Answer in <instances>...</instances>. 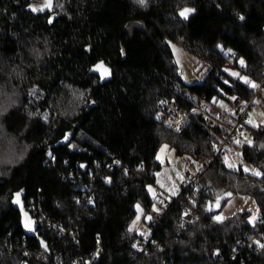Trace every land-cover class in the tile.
Listing matches in <instances>:
<instances>
[{"label": "trees", "instance_id": "obj_1", "mask_svg": "<svg viewBox=\"0 0 264 264\" xmlns=\"http://www.w3.org/2000/svg\"><path fill=\"white\" fill-rule=\"evenodd\" d=\"M40 3L0 0V110L7 109L0 115V264H57L56 257L71 264L96 244L102 253L95 264H264V251L249 247V237L264 239V176L229 170L223 160L201 172V189L188 195L189 203L181 195L160 219L141 216L138 224L150 231L145 253L131 246L141 238L136 228L128 231L135 205L150 213L155 203L146 186L157 178L162 144L195 162L211 154L216 141L196 111L209 109L217 93L212 85L249 98L250 88L224 69L263 79L264 0H148L146 7L133 0H64L50 26L49 13L28 7ZM183 7L196 11L184 20ZM170 43L208 67L200 82L182 80ZM97 61L112 70L104 84L89 74ZM161 98L191 113V121L174 131L157 110ZM36 111H48L47 122ZM248 129L253 143L238 147L241 157L264 171V124ZM49 152L55 159L46 163ZM22 189L25 210L33 207L52 224L39 236L50 250L45 260L11 204ZM236 195L260 209L255 227L245 210L213 221Z\"/></svg>", "mask_w": 264, "mask_h": 264}, {"label": "built area", "instance_id": "obj_2", "mask_svg": "<svg viewBox=\"0 0 264 264\" xmlns=\"http://www.w3.org/2000/svg\"><path fill=\"white\" fill-rule=\"evenodd\" d=\"M229 61L231 63L235 62L234 57H230ZM216 78L221 84H224L225 80H228L226 76L224 75H217ZM259 85H261L262 88H264V66H263V79L255 82ZM212 88L216 89L217 93L213 95L210 100L208 101V104L211 107H216V102H214L213 97L216 98L218 101L219 99L224 100V102L227 105V108L230 109V111L221 110L220 116L217 118H214L209 113L205 114L200 111H196L197 113H201L204 117V127L210 132V134L214 137L216 141V149L212 150L211 154L209 156H203L198 161L197 164L202 165L199 171L196 170L194 174L189 176L188 178L182 180L179 184V193L177 196H174L172 198V202H178L181 195H184L186 197L187 202L189 203V194H196L201 189V172L204 171L212 162V160L222 161V155L225 151L230 149L234 146L236 140L242 139L243 137L249 136V129L248 124L245 123V121L248 119L247 113H249L252 110H256L260 107V105L264 104V91L261 89H252L250 88V96L247 99L249 101V104L243 108V111H240V103L238 101L230 100L228 97L231 95L226 94L224 91L221 92L219 86L216 84L212 85ZM237 97V96H236ZM239 101H244V99H241L240 97ZM260 100L259 104H253L251 103L252 100ZM157 110L167 115V117L171 120L174 131H177V125L176 122L179 121V130L182 127L183 124L188 123L191 121V113H187L185 110L180 108L173 100L161 98L157 100L156 102ZM233 112L235 114H233ZM48 155V154H47ZM50 161L53 162V156H49L47 158L46 163H49ZM188 212L187 207H183L182 212V218L186 221H189L191 219L190 214L184 215L185 212ZM29 213L32 212L34 215L36 214L33 207H30ZM189 213V212H188ZM161 214L158 216H155L154 219L158 220L160 219ZM35 224H36V234L40 236L41 233H43V228H50L52 224L48 221V218L41 214L35 215ZM261 220L258 218L255 222L260 223ZM264 223V222H263ZM138 225V221L135 225V228ZM55 229V228H54ZM146 239H143V237L136 239L132 244H137L138 248H134L135 251L138 253H145V245ZM242 242H238V246H240ZM132 246V245H131ZM133 248V247H132ZM97 249H99V252L97 253ZM27 254L28 252L25 251ZM102 253V249L99 244H96L94 249L89 253L88 256L74 259L73 262L75 264H95L100 255ZM41 252L39 254L40 260H45V256L49 255ZM57 264L59 263V260L56 257ZM24 264V262L22 263Z\"/></svg>", "mask_w": 264, "mask_h": 264}, {"label": "rangeland", "instance_id": "obj_3", "mask_svg": "<svg viewBox=\"0 0 264 264\" xmlns=\"http://www.w3.org/2000/svg\"><path fill=\"white\" fill-rule=\"evenodd\" d=\"M63 2L64 0H54V11L58 15L61 14L62 12V7H59V5H62ZM170 47L173 53L174 61L182 73L181 74L182 80L187 84H193L197 82V78H195L196 77L195 70H196V65H197L198 60L192 57L191 55H189L182 48H180L179 46L173 43H170ZM32 95L33 93L31 95L29 93L28 97ZM32 99L33 98L30 99L31 103L33 102ZM35 100H38V98H36ZM218 101L224 102V100L222 99H219ZM224 104L226 103L224 102ZM208 108L209 109L205 112V114L209 113L214 118L219 117L221 114L220 111L224 110L223 108L219 106L218 103H216V107H211L208 104ZM36 113H38L39 117L45 122H47V120L49 119L48 111H43L40 113L36 111ZM249 113L252 114V120L254 123L261 124V121H264V115H261L262 113H264V104L260 105L259 109L252 110ZM45 116L47 117L46 120L43 118ZM248 125L253 127L250 124ZM239 140L241 141L240 144L235 143L233 147L225 151L222 155V158L224 157V155H227L229 158V162L235 164L236 167L233 169H229L226 166L225 167L229 170H237L238 168H240L244 173L252 175L251 172L244 171V166L246 165L249 168H255V167L242 159L240 151L238 149L240 145L246 143V140H250V137L246 136ZM162 145H167V144H162ZM161 146L156 154V161L161 165L158 171L160 173V176L156 178L154 185H151V186L155 190V201H154L155 203L154 204H157L159 208L163 209L170 202H172L171 200L174 196L178 195V194L174 196L170 195L167 189L171 187L172 184H175L179 189L180 182L188 178L189 174H194L197 170L198 164H197V161L196 162L193 161V159L188 155H183V156L176 155L174 151L168 145L165 151L161 152L160 151ZM158 154L160 156V159H157ZM177 172L180 173L183 179H180L177 177ZM158 179L160 180L161 183L165 185V187L162 188L160 184H157ZM159 201H162V203H160ZM243 210L248 211L251 216L253 213L256 212L257 206L255 203H253V199L249 197H245V196L236 195L226 202V204L222 208L219 215H222L223 217H229L232 214L239 212V211H243ZM161 213H162V210L158 215H160ZM150 214H152L153 219L155 216H158L156 213H152V210ZM136 230L139 234L140 232H143L145 230L148 231V236L150 234V231L145 222L141 223L140 225L138 224L136 227ZM141 237L147 240V237H144V236H141Z\"/></svg>", "mask_w": 264, "mask_h": 264}, {"label": "snow or ice", "instance_id": "obj_4", "mask_svg": "<svg viewBox=\"0 0 264 264\" xmlns=\"http://www.w3.org/2000/svg\"><path fill=\"white\" fill-rule=\"evenodd\" d=\"M147 2L148 0H133V3L138 5L139 7H146L147 6ZM29 9L32 11V12H41V11H44L45 9H52L53 8V0H42V3L40 4H37V5H32V4H29L28 5ZM59 7H63V5H59ZM219 7V5H218ZM196 10L194 8H191V7H183L181 8L179 11H178V15L184 19V20H187L189 18V15L191 13H194ZM237 16L240 20H244L245 17L243 15H240L239 13H237ZM48 22L49 23H52V17L49 16L48 17ZM218 48H221L222 46L221 45H217ZM228 52H231V49L228 50ZM239 64L241 66V68H244L246 67V64H245V61L243 58H240L239 59ZM93 71H96V72H99L100 74V78L101 79H104L106 76L108 75H111V71L109 68H107L103 62H98L97 64H95L93 66ZM225 72H228L229 75L235 79H237L238 81H240L241 83H243L244 85L248 86L249 88H252V89H261L262 91H264V88L261 87V85L255 83L253 80H251L248 76H244V75H241V73L239 72H236V71H233V70H230L228 68H225L224 69ZM224 84L226 85H230V81L229 80H225L224 81ZM221 92H223V89L220 90ZM33 92H36L35 89H33L31 92H30V95L33 93ZM230 100H234V101H238L241 105L240 107V111H243V108L245 106H247L249 104V101L247 100H244V101H239V98L236 97V96H229L228 97ZM213 100L214 102L218 103L219 106L221 108H223L225 111H230V109L227 108V105L224 104L223 101H217L215 97H213ZM251 103L253 104H259L260 103V100H252ZM7 109H3V110H0V115H3L4 112H6ZM196 109H193V112H195ZM233 114H235L233 112ZM36 115V113H32V112H29V116H34ZM261 115H264V113H262ZM247 116H248V119L245 121L246 124H250L252 125L253 127H260L261 124H264V121H261V124H256L253 122L252 120V114L251 113H247ZM45 120L47 119V117H43ZM159 118V117H158ZM179 121L176 122V125H177V131H179ZM68 138V134L65 133L64 135V139L67 140ZM236 144H240L241 141L240 140H236L234 141ZM246 143H248L250 146L252 145V141L251 140H246ZM69 147H72L71 144H69ZM262 148H264V145H261ZM167 148V145H162L161 146V149L160 151L163 152L165 151V149ZM213 149L215 150L216 149V145H213ZM49 156H51V152L48 153ZM239 155V154H237ZM53 159H55V157H53ZM157 159H160V156L159 154L157 155ZM114 163L116 164H119L120 161H114ZM223 163L225 164L226 167H228L229 169H233L236 167L235 164L229 162V158L227 155H224L223 157ZM81 168H84L85 165L84 164H81L80 165ZM202 167V165H199L197 167V171L200 170V168ZM244 171L245 172H251L252 175L254 176H257V177H261V176H264V171L262 170H259V169H256V168H249L248 166H244ZM155 175L157 177L160 176V173L157 172L155 173ZM177 177L180 178V179H183V177L180 175L179 172H177ZM105 182H108L110 183V178H105ZM157 184H160V186L163 188L165 187V185L163 183L160 182V180L158 179L157 180ZM147 187V190L150 194L153 195L154 199H155V190L153 189V187L151 185H148L146 186ZM23 191V190H21ZM167 191L170 193V195L174 196V195H177L178 192H179V189L178 187L175 185V184H172L171 187H169L167 189ZM15 195V199L13 200V203L14 204H21V201L19 199L20 197V192H17L14 194ZM227 195H231V193H228ZM219 200V197H217V201ZM89 203H92L91 199L89 198ZM160 203H162V201H159ZM253 203H255L253 201ZM217 207H219V203L217 202L216 204ZM135 208L137 210V217L135 220L132 221V224L129 226V229L128 231L131 232L133 230H135V225L137 223L138 220H140L141 216H143V218L145 220H148V221H151L153 219V216L152 214L148 213L146 211V209L142 208L140 204H137L135 205ZM161 208H159L157 206V204H153L152 205V213H156L157 215L161 212ZM208 211H210L211 209H207ZM21 211L23 213V216H24V220H23V227L27 230V231H34L33 229V222L31 220L30 217H28L27 213L26 212H23V208L21 207ZM260 212V209H257L255 213H253L251 216L248 217V223L251 224L253 227L256 226L255 222L256 220L258 219V213ZM184 215H189V213L186 211L184 213ZM212 219L213 221L215 222H222L225 218L222 216V215H213L212 216ZM181 227H183V225L181 224ZM140 235L141 236H144V237H147L148 236V231L145 230L143 232H140ZM250 240H252V244L249 245V247H252L253 245H255L256 249L259 250V251H264V239H254L253 237H249ZM41 243V246L45 248V251H47V246L45 245L44 241H40ZM132 247L133 248H138V245L137 244H132ZM99 252V249H97V253ZM73 264H75V262H73Z\"/></svg>", "mask_w": 264, "mask_h": 264}, {"label": "water", "instance_id": "obj_5", "mask_svg": "<svg viewBox=\"0 0 264 264\" xmlns=\"http://www.w3.org/2000/svg\"><path fill=\"white\" fill-rule=\"evenodd\" d=\"M42 12H43V13H46V12L49 13L50 16L52 17V22H53L54 20H56L57 17H58V15L54 12V0H53V8H52V9H45V10L42 11ZM48 24H49V26H50L52 23H49V22H48ZM98 62H101V61H97L95 64H97ZM102 62H103V64H104L107 68H109L110 71H111V75L106 76L104 79H101V78H100V74H99V72H96V71H93V70H92V69H93V66H94L95 64L92 65V66L90 67V69H89V74H91V75H93V76H96V77L99 79V83H100V84H104V83L108 82L109 80H111V78H112V70H111L110 66L106 65L104 61H102ZM22 190H23V189H22ZM19 192H20V197H19V199H20V201H21V204H14V203H13V200L15 199V195H14V194H13V197H12V199H11V204H12V207L14 208V210H16V211L19 213V216H20V225H21L22 231H23L24 235H25L27 238H30V239H34V240H36L37 243L39 244L40 250H41L42 252L48 254V253L50 252V250H49V248H48V246H47V243H46L44 240H42V238L39 237V236L36 234V232H35V230H36L35 220H34V219L31 217V215L25 210V202H24L25 192H24V190H23V191L20 190ZM218 202H219V200H218ZM21 207L23 208V212H26L27 215H28V217L31 218V220H32V222H33L32 226H33L34 231H27V230L23 227L24 216H23V213H22V211H21ZM40 241H44L45 245L47 246V251H45V248L41 246Z\"/></svg>", "mask_w": 264, "mask_h": 264}, {"label": "crops", "instance_id": "obj_6", "mask_svg": "<svg viewBox=\"0 0 264 264\" xmlns=\"http://www.w3.org/2000/svg\"><path fill=\"white\" fill-rule=\"evenodd\" d=\"M208 72V67L206 65H204L203 63L201 62H197V65H196V70H195V78H197V82H200L203 77L205 76V74ZM196 83V82H195ZM259 109V108H258ZM192 174H189V176H191ZM164 193V192H163ZM163 196V195H161ZM165 197V196H164ZM225 218V217H224Z\"/></svg>", "mask_w": 264, "mask_h": 264}]
</instances>
